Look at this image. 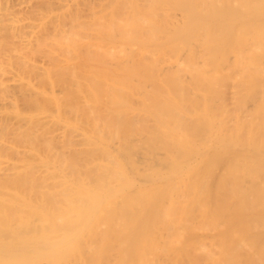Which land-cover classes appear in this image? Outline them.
Returning a JSON list of instances; mask_svg holds the SVG:
<instances>
[{"label":"bare ground","instance_id":"1","mask_svg":"<svg viewBox=\"0 0 264 264\" xmlns=\"http://www.w3.org/2000/svg\"><path fill=\"white\" fill-rule=\"evenodd\" d=\"M0 264H264V0H0Z\"/></svg>","mask_w":264,"mask_h":264}]
</instances>
